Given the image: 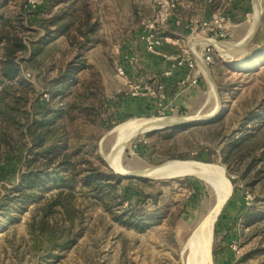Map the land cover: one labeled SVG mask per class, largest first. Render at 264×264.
I'll use <instances>...</instances> for the list:
<instances>
[{"label":"rangeland","instance_id":"obj_1","mask_svg":"<svg viewBox=\"0 0 264 264\" xmlns=\"http://www.w3.org/2000/svg\"><path fill=\"white\" fill-rule=\"evenodd\" d=\"M112 1L119 2V21L122 29L113 27L112 11L104 13L110 17L109 23L107 22L109 18L105 15L101 16L102 10L112 7L110 5ZM163 1L165 0H79V6L87 5L93 11L97 25L94 42L88 47L82 59L90 68L77 76L82 81L81 84L75 85L64 95L57 96L56 91L62 89L57 85L60 83H55V80L60 77L59 67L69 60H74L76 54L70 53L66 37L63 35L51 42L43 22L45 18L49 19L57 14L61 7H65L64 4H56V0H0V13L3 17L11 19L16 25H18L17 18L23 19L27 42L32 40L43 42L44 46H48L47 50H52L47 51L48 55L42 69L38 70L35 63L24 64L22 76L33 86V90L29 89V108L32 112H37L44 105H65L66 107L95 105L99 114L94 135L99 139L98 152L108 164L105 158L116 139V133L113 130L122 122L140 117L204 116L220 105L219 112L201 121L197 126L199 128L194 129V133L177 137V150L174 146L166 148L163 140L167 131H164V136H159V139L156 136L148 140V150L138 144L140 142L138 137L146 140L145 134L133 138L126 145L121 157L126 173L132 174L125 176L148 178L138 174L169 160H180L167 156V154L179 152L188 153L190 160L214 163L224 167L233 190L214 226L213 264H218L217 261H219L216 252L220 247L217 233L221 231L224 225L222 223L227 219L223 214L230 211L228 205L234 199L238 201L237 205L232 207L231 214H234L236 219H229L230 228L226 235H222L221 243L223 246L226 244L223 259L227 264H264V218L251 224L249 219L244 218L247 211L254 206L264 209V179L252 184L253 174L244 176V165L227 166L222 161V150L226 142L221 143L216 140L215 144H212V148L216 151L213 156H211L212 152L204 150L199 152L201 146L206 145L208 136L211 140L218 137V133H222L227 135L226 140L233 139L245 132L244 129L242 130V125L245 123L248 127H261L256 137L264 141V61L257 62L254 55L263 49L264 45V0H247L246 4L243 3L247 20L235 13L231 14L229 10L223 9L224 4L218 3V10L214 11L210 17L192 21V24L201 32L198 38L191 40L189 46L193 49L197 47L202 55L209 49L213 62L207 67L216 84L219 98L212 96L210 85L200 83V80L197 83L185 81L184 86L191 91L180 95L178 102V93L175 94L173 89L166 88L163 91L164 98L159 95L134 97L127 83L128 80L121 77L118 71L120 67L125 69L132 81L144 82L149 79L148 74L139 68V61L146 53L152 55L146 46L148 35L146 26L156 15ZM189 1L192 0L171 2V15L158 29V34L164 38V52L171 50L170 48L174 46L175 49L169 51L172 54L189 53L187 50L184 51L188 49L187 38L183 39L187 47L185 46L182 50L183 47H178L172 42L175 37L169 32L170 23L176 17L177 8L181 3L188 4ZM257 4L262 7L261 23L253 39L243 47H233L249 32L255 20ZM216 17L219 18L218 21ZM228 17L229 20H227ZM209 21L213 24H209ZM128 27L132 29V33L139 34V39L131 45H123L122 38L127 36ZM54 28L51 27L52 30ZM208 39L217 40L219 43L208 44L205 42ZM179 44L181 45V42ZM199 45L203 48L202 51ZM128 46L139 47V49L130 53L131 47L128 48ZM66 53L70 54L71 59L60 63L59 61ZM251 61L253 65L247 67L246 64ZM80 93L84 96H79ZM180 99H184L188 105L180 106ZM206 100L208 104L203 105ZM220 119L222 122L214 123L211 130H207L208 123ZM134 141H136L135 144H133ZM156 141L158 149L166 151V155L155 154L152 145ZM25 155V151L10 154L7 160L0 162V264H188L185 256L186 241L217 201L214 187L198 176H179L176 180H170L167 177L151 178L156 180L153 183L125 179L120 186V193H127V204L138 205L144 213H155L160 210L155 213L158 220L144 231H139L115 222L101 206L93 205L92 201L81 198L80 201L87 210L85 230L75 244L60 253V259L44 260L41 256H34L29 249L28 225L37 205H29L25 211L13 209L8 212L3 208L4 200L9 196V190L21 184L20 175L23 170L21 162ZM211 158L214 159L213 162L209 160ZM142 193L152 195L153 199H143ZM248 197L251 199L247 200ZM183 207L186 208V214L184 213L185 215L178 222L179 225L172 228L171 212ZM218 223L221 225L217 226ZM239 229L243 230V234L238 233ZM154 230L157 231L156 234L159 231L158 237L156 234L151 236L152 232L147 233ZM221 260L222 258L220 263Z\"/></svg>","mask_w":264,"mask_h":264},{"label":"trees","instance_id":"obj_2","mask_svg":"<svg viewBox=\"0 0 264 264\" xmlns=\"http://www.w3.org/2000/svg\"><path fill=\"white\" fill-rule=\"evenodd\" d=\"M56 1V4H64L65 7H61L49 19L45 18L44 28L51 42L61 35L65 36L70 53L76 54L74 60L59 67L60 77L55 80V83H60L58 87H62L56 91L59 96L81 84L77 76L90 68L82 59L94 42L97 25L93 11L87 5L79 6V0ZM16 20L18 25L0 13V162L7 160L10 154L25 151L26 155L21 162V184L9 190V196L4 200V210L25 211L29 205H37L28 225L29 249L34 256H41L44 260L60 259V253L75 244L85 230L87 210L81 198L101 206L115 222L144 231L158 220L155 213L160 210L144 213L138 205L127 204V193H120V186L130 178L144 183L156 180L117 173L101 157L98 152L99 139L94 135L99 114L95 105H44L40 111L30 110L29 89L33 90V86L22 76L24 64L35 63L40 70L47 51L52 50H47L48 46H44L43 42H27L23 19L19 17ZM51 27H55L54 30ZM262 48L254 53L257 62L264 61V45ZM68 59L71 56L66 53L59 62ZM252 65V61L246 64L247 67ZM78 95L84 96L83 93ZM220 122L222 119L208 123L207 130L210 131L214 123ZM197 126L182 124L156 129L145 134L146 140L138 137V144L148 150V140L156 136L159 139L167 131L163 135L166 148L174 146L177 150V137L194 133V129L199 128ZM242 126L245 132L233 139L226 140L227 135L222 133L211 140L208 136L206 145L201 146L199 152H212L213 156L216 151L212 144L216 140L226 142L222 161L229 167L244 165L243 175L253 174L251 183L254 184L264 179V141L256 137L261 127H248L247 123ZM152 146L156 155L167 154L163 149H158L157 141ZM167 156L189 160L185 152ZM209 160L214 161L212 158ZM142 194L143 199H153L152 195ZM185 212V207L171 212L172 228L177 226ZM244 218L249 219L250 224L258 222L264 218V209L254 206Z\"/></svg>","mask_w":264,"mask_h":264},{"label":"bare ground","instance_id":"obj_3","mask_svg":"<svg viewBox=\"0 0 264 264\" xmlns=\"http://www.w3.org/2000/svg\"><path fill=\"white\" fill-rule=\"evenodd\" d=\"M261 6L256 5V16L249 32L245 38L233 47L245 46L253 37L259 24ZM208 44L215 45L219 42L214 39L206 40ZM202 70L207 75L210 85L211 94L215 98H219L216 84L210 74L208 67L203 62V56H199ZM219 107L208 115L204 116H189V117H140L132 118L114 128L116 133L115 143L111 151L106 155L108 163L115 170L126 173L122 164V154L128 142L137 135L155 128H165L166 125L180 120H206L210 115H216L219 112ZM149 177L161 178L169 176H198L214 187L216 191L217 201L214 207L203 218L198 226L192 231L185 244V256L188 264H213L212 245L214 238V224L218 219L223 207L232 195V183L226 176L225 168L214 164L196 160H169L162 165L152 167L140 172Z\"/></svg>","mask_w":264,"mask_h":264},{"label":"crops","instance_id":"obj_4","mask_svg":"<svg viewBox=\"0 0 264 264\" xmlns=\"http://www.w3.org/2000/svg\"><path fill=\"white\" fill-rule=\"evenodd\" d=\"M189 3L188 4H186V3L180 4V6L177 8V10L175 12L176 17L173 19V21H171V23H170L171 26L169 29V32L175 37L173 39L174 41H172V42L174 44H176L178 47L179 46L183 47L182 50L185 49L184 48L185 46L187 47V45L184 44L185 42L183 40L184 38H187L188 49H185L184 51L187 50L189 53H191L197 59V65L194 68L189 69V68L183 67V68L179 69L178 71H176L171 77L164 79L165 80V88L166 89H173L175 94L178 93L177 94L178 95L177 102H178L180 95L182 96V94L184 95V93L191 91V90H188L187 87L184 86L185 81L190 82L191 78L198 77L200 80V83H206L207 85H210L209 79L201 67L199 56L200 55L202 56V53H200L198 51L197 47L193 49L192 47L189 46L191 40L198 38V36H200V32H201V31H198L197 26L192 24V21L194 19L203 20L206 17H210L214 11L218 10L217 9V8H219V7H217L218 3L224 4L223 9L229 10V12L231 14L235 13L236 15H240L242 18L247 20V16L245 15V14H247V12L245 13V11L243 9V3L246 4L247 0H192V1H189ZM110 5L112 7H107L106 9L101 11V16L105 15L106 18H109V20H107V22L109 23L110 17L104 13H109L112 11V13L114 14L113 15L114 22H112L113 27L115 29H117V28L122 29L121 28L122 26L120 25L121 22L119 21V14H120L119 2L118 1H116V2L112 1V2H110ZM115 8H116V10H115ZM261 12H262V7H261ZM242 15H244V16H242ZM260 21H261V17L259 18V26L261 23ZM103 25H105V24L103 23ZM138 39H139V34L136 35V33H132V29L129 28L128 34H127V36H123L122 42H123V45H131L132 42H134V41L137 42ZM180 42H181V45L179 44ZM129 47H131L130 53H132V52L134 53L135 49L136 50L139 49V47H135V46L134 47L128 46V48ZM172 47L173 48H170L171 50L175 49L174 46H172ZM200 48H201L200 51H202L203 48L201 46H200ZM171 50H169V51H171ZM169 51L167 50L166 53H170ZM136 55L138 56L139 54H136ZM139 62H140L139 68H142L145 71V73L148 74V77L150 79L151 78H157V76L161 77L163 75V73L169 67L168 61L165 60L163 57L156 56V55H150L147 53L143 55V58H140ZM190 84H192V83H190ZM180 102H181L180 106L184 107V105H188V103L186 104L184 102V99H180ZM206 102H208V100H206L203 105H207L208 103H206ZM237 201H238V199H236V200L234 199V201L229 202L228 210H230V211H228L226 214H223L224 218H227V219H226V221H224L222 223L224 225H223V228L221 229V231H218V233H217V235H218L217 241L219 240L218 246H220L219 249L216 250V252L218 253L217 256L219 258V261H217L218 264L220 263V258H222V260H223V261L221 260L220 264H227V262H225V259H223L224 258L223 255L226 252V250H224L226 244L223 246L221 241H222V237L224 235H226V233L228 232V229L230 228V222L231 221L229 219L230 218L236 219V216L234 214H231L232 213L231 210H232V207L237 205ZM237 210H234V211H237ZM219 224L220 223H218L217 226H219ZM178 225H179V223L177 224V226ZM217 230H218V227H217ZM159 231H160V229H159ZM159 231H158V234H159ZM151 232L153 233L151 236H155L157 231L156 230L147 231V233H149V234ZM238 233L243 234V230L239 229ZM158 234H156L157 237H158Z\"/></svg>","mask_w":264,"mask_h":264},{"label":"built area","instance_id":"obj_5","mask_svg":"<svg viewBox=\"0 0 264 264\" xmlns=\"http://www.w3.org/2000/svg\"><path fill=\"white\" fill-rule=\"evenodd\" d=\"M175 2V0H165L160 3L159 10L157 11L156 15L153 17L151 21L147 24V31L148 35L146 36V46L149 53L156 56H161L165 60L168 61L169 67L168 69L163 73L161 77L158 78H149L144 82H137L132 81L129 79V77L126 74L125 69L122 67L119 68V75L123 77L127 83L130 86V91L134 97H140V96H156L159 95V97L164 98L165 94L163 91L165 90V78L171 77L176 71L179 69L185 67L192 69L197 65V59L195 56L188 54H185V52L181 55H175L172 53H166L163 50V44H164V38H162L158 34V29L164 23L169 19L171 12L170 8L172 3ZM216 20L218 21L219 18L216 17ZM229 20V17L227 18ZM209 24H213L212 21H209ZM204 55V56H203ZM203 62L207 66L213 62L212 56L210 55L209 49L205 51L203 54ZM192 83H197L199 78H191L190 79ZM251 198L248 197L247 200H250Z\"/></svg>","mask_w":264,"mask_h":264},{"label":"water","instance_id":"obj_6","mask_svg":"<svg viewBox=\"0 0 264 264\" xmlns=\"http://www.w3.org/2000/svg\"><path fill=\"white\" fill-rule=\"evenodd\" d=\"M259 28V24H258V26H257V29ZM257 29H256V31H257ZM256 31H255V33H256ZM255 33H254V35H255ZM254 35H253V37H254ZM253 37L251 38V40L253 39ZM250 42V41H249ZM248 42V43H249ZM247 43V44H248ZM207 120V119H206ZM201 121H203V120H192V121H190V120H187V119H184V120H180V121H176V122H173L172 124H168V125H166L165 126V128H168V127H170V126H174V125H182V124H189V125H199L200 124V122ZM160 128H162V127H160ZM160 128H155V129H151V130H147L146 132H143V133H141V134H146L147 132H151V131H153V130H156V129H160ZM141 134H139V135H141ZM139 135H137L136 137H138ZM135 138V137H134ZM132 140V139H131ZM130 140V141H131ZM129 141V142H130ZM128 142V143H129ZM124 150H125V148H124ZM106 159V158H105ZM107 160V159H106ZM108 162V161H107ZM109 164V163H108ZM110 165V164H109ZM111 166V165H110ZM113 168V167H112ZM114 169V168H113ZM115 170V169H114ZM117 173H120V174H123V175H127V174H130V173H123V172H119V171H117V170H115ZM130 175H132V174H130ZM138 175H140V176H143V177H148V178H154V177H149V176H146V175H144V174H138ZM180 175H178V176H169V177H167V178H176V177H179ZM184 176H187V175H184ZM161 178H166V177H161ZM216 222H217V220H216ZM216 222H215V224H216ZM215 224H214V226H215Z\"/></svg>","mask_w":264,"mask_h":264}]
</instances>
